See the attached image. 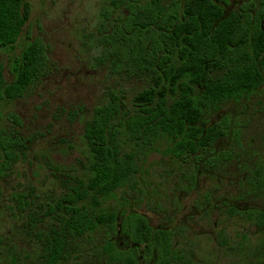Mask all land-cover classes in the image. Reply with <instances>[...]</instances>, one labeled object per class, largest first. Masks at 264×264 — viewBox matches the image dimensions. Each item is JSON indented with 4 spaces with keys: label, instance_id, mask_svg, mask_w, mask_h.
<instances>
[{
    "label": "rangeland",
    "instance_id": "rangeland-1",
    "mask_svg": "<svg viewBox=\"0 0 264 264\" xmlns=\"http://www.w3.org/2000/svg\"><path fill=\"white\" fill-rule=\"evenodd\" d=\"M26 1L32 4L26 29L14 48H0L6 79L14 81V58L36 38L49 46L51 71L25 96L0 101V130L21 144L15 146L20 158L0 174V264H44V244L35 232L48 233L58 225L45 212L67 191L49 165L86 177L90 151L84 126L95 106L116 88L125 91L133 107L134 94L143 89L142 82L124 80L96 60L98 28L109 22L106 14L113 19L120 13L112 10L110 0ZM243 2L230 0L228 10ZM225 116L231 128L215 142L212 156L204 152L178 159L165 152L167 138L138 149L136 177L97 207L118 212L116 233L99 227L70 237L59 264H113L102 242L109 237L119 247L130 246L123 221L132 212L146 216L154 228L173 231L168 264H264V228L230 213L231 207L264 208L263 192L249 180L253 169L264 165V84L239 101L208 110L205 121ZM223 154L227 158L214 163L213 156ZM35 214L44 220H32ZM142 264L160 263L142 258Z\"/></svg>",
    "mask_w": 264,
    "mask_h": 264
},
{
    "label": "trees",
    "instance_id": "trees-1",
    "mask_svg": "<svg viewBox=\"0 0 264 264\" xmlns=\"http://www.w3.org/2000/svg\"><path fill=\"white\" fill-rule=\"evenodd\" d=\"M110 2L112 10L120 13L113 19L106 14L109 22L98 28L96 60L124 80L142 82L143 89L134 94L133 107L125 91L116 88H110L106 101L95 106L84 126L90 151L86 177L49 165L67 191L45 212L58 225L48 233L35 232L44 244V264L60 263L70 237H83L99 227L116 233L118 212L97 207L136 177L138 149L167 138V154L199 158L231 128L228 116L208 123L206 112L219 109L224 101H239L264 84V0H244L231 11L230 0ZM31 14L29 1L0 0V48L16 46ZM13 70L15 79L8 82L0 60V101L25 96L50 73L48 44L41 38L31 40L14 58ZM19 142L0 130V174L20 158L15 149L21 147ZM128 144L131 150L126 149ZM225 158L223 154L212 159L215 163ZM249 180L255 191L264 194L263 164L253 169ZM230 213L264 228V208L231 207ZM32 220L42 221L44 216L35 214ZM123 231L130 246L119 247L109 237L102 242L109 262L142 264V258H157L160 264L169 263L172 230L154 228L146 216L132 212L124 217Z\"/></svg>",
    "mask_w": 264,
    "mask_h": 264
}]
</instances>
